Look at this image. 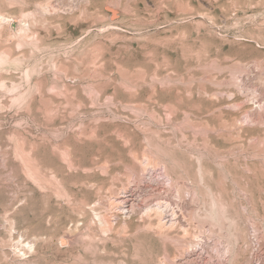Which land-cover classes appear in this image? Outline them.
Returning a JSON list of instances; mask_svg holds the SVG:
<instances>
[{"label":"rangeland","instance_id":"obj_1","mask_svg":"<svg viewBox=\"0 0 264 264\" xmlns=\"http://www.w3.org/2000/svg\"><path fill=\"white\" fill-rule=\"evenodd\" d=\"M0 264H264V0H0Z\"/></svg>","mask_w":264,"mask_h":264}]
</instances>
